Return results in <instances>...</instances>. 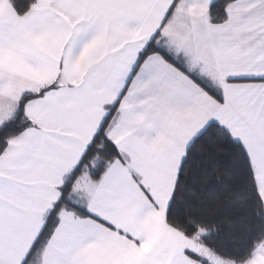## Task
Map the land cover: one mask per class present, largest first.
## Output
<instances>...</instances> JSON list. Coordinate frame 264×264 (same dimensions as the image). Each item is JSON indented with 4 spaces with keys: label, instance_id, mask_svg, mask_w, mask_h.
I'll return each mask as SVG.
<instances>
[{
    "label": "snow or ice",
    "instance_id": "1",
    "mask_svg": "<svg viewBox=\"0 0 264 264\" xmlns=\"http://www.w3.org/2000/svg\"><path fill=\"white\" fill-rule=\"evenodd\" d=\"M0 264H264V0H0Z\"/></svg>",
    "mask_w": 264,
    "mask_h": 264
},
{
    "label": "trees",
    "instance_id": "2",
    "mask_svg": "<svg viewBox=\"0 0 264 264\" xmlns=\"http://www.w3.org/2000/svg\"><path fill=\"white\" fill-rule=\"evenodd\" d=\"M218 3H222V0H217ZM199 154L201 155H207V150H200ZM231 153L228 150H223V151H219L215 154V160L212 162L216 168L214 170V172L210 175L209 180L213 185H216L218 179H220L218 172L220 170H224L230 167L228 161L231 157ZM224 180H227L228 177L224 176L223 177Z\"/></svg>",
    "mask_w": 264,
    "mask_h": 264
}]
</instances>
